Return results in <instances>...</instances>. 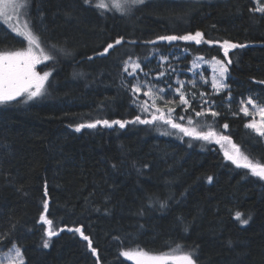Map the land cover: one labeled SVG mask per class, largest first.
<instances>
[{
    "label": "trees",
    "instance_id": "1",
    "mask_svg": "<svg viewBox=\"0 0 264 264\" xmlns=\"http://www.w3.org/2000/svg\"><path fill=\"white\" fill-rule=\"evenodd\" d=\"M254 7L252 0H148L134 16L122 18L101 16L82 0H32L33 27L55 59L37 67L41 73L51 72L42 100L0 106V247L7 251L15 241L26 264H96L97 257L77 233L60 232L43 247L47 237L37 221L46 198L47 215L57 230L82 227L98 250L100 264H131L119 255L121 250L139 247L163 254L177 244L184 251L195 250L199 264H264V181L225 160L220 145L191 141L189 147L176 136H161L158 128L168 130L164 125L74 131L79 123L138 114L121 85V61L129 55L143 60L153 46L130 45L128 40L201 31L210 41L246 45L229 54V88L208 96L220 115L214 122L210 115L202 119L228 135L254 162H264V139L245 128L251 117L233 115L249 95L264 104V84L258 83L264 81V15L250 12ZM2 28L0 51L26 47L10 27ZM120 37L121 45L97 55ZM215 45H185L192 53L172 61L181 71L170 79L186 82V90L197 98V110L199 92L213 91L211 79L204 69L208 84L196 78L193 88L189 69L199 54L222 59V49ZM154 47L171 50L166 43ZM156 61L142 64L144 71ZM157 197H171L168 207H149ZM237 211L242 218L251 217L247 225L234 219ZM12 225L11 237L4 238Z\"/></svg>",
    "mask_w": 264,
    "mask_h": 264
},
{
    "label": "snow or ice",
    "instance_id": "2",
    "mask_svg": "<svg viewBox=\"0 0 264 264\" xmlns=\"http://www.w3.org/2000/svg\"><path fill=\"white\" fill-rule=\"evenodd\" d=\"M82 2L88 7L95 8L101 16L106 17L108 14H112L128 18L134 16L136 11L142 8L148 0H82ZM31 6L32 0H0V19H2L3 24H8L11 32L26 42V47L21 49L0 51V106L10 105L13 102L29 105L40 101L47 95V86H50L49 77L51 72L43 71L41 73L37 70V65L52 61L55 57L45 49L40 34L33 27ZM249 11L253 14L264 15V4L259 3V0H257L256 6L250 8ZM14 17L16 23L13 25L11 21ZM21 17L24 21L22 25L20 24ZM0 30H3L2 24H0ZM123 42L124 38L120 37L114 43H108L103 51L97 53V55L109 54L111 49ZM176 42H183V45ZM127 43L130 45L143 43L153 46L149 48V54L143 60L138 56L134 59L129 55L126 60L121 61V85L126 91H129L132 102L138 109V114L133 119L109 120L105 118L79 123L75 126L74 131L79 133L84 128L95 129L97 126L108 129L118 126L120 129H125L129 124L157 128L159 125H164L167 126L168 130L158 128L161 136H176L182 142H187L189 147L192 146L191 141L216 143L221 146L225 160L230 161L236 168L246 169L251 176L264 181V162H254L249 155L241 151L240 146L233 143L228 135L218 133L214 129L213 123L208 122L207 119H202L210 115L214 122L215 118L220 115L214 109V102L208 99V96L212 94L220 95L229 88V85L225 83L229 74L228 66L232 64L229 54L232 50L244 48L246 45L228 40L222 42L210 41L201 31L182 35H160L154 40L147 41L131 39ZM161 43H166L171 50L165 53L161 48L154 47ZM214 43L218 44L219 48L223 50V58L213 56L211 61H207L203 54H199L193 59L189 69L193 77L199 75L200 81L203 84H208L204 72H198V69H200L202 63L210 62L213 66L211 76L213 91L212 93L199 92V110H197V106L193 103L197 98L186 90V82L178 78L175 80L170 79L173 74L181 71L179 64L174 65L172 61L178 62L192 53V49L185 45L194 44L199 48L202 44L211 47ZM58 51L64 55H71L70 52L64 49ZM88 59L91 60L93 57L90 56ZM152 59L157 60L156 66L161 69L154 78L151 76V69L144 71L142 67V64L150 63ZM75 75L83 76V73ZM142 77L145 79H142ZM188 83L193 88L197 87L195 79L189 80ZM258 83L264 84V81ZM141 95L145 99H141ZM177 96L179 97L178 101ZM189 96H191V99ZM231 100L232 96L229 93V107H231ZM247 105L251 106L252 111L249 110ZM178 107L181 108L179 113L176 111ZM241 113L244 117H252L249 122L245 123V128L252 130L256 136L264 139V104L249 95L246 100L241 99L239 112H234L233 115L238 116ZM256 117H259V119L257 120ZM181 121L186 123H181ZM223 127L227 130L229 125L224 124ZM184 137H189L190 140L184 141ZM225 145H228L227 149L224 148ZM113 167L116 166L113 165ZM212 179V177H208V182L211 183ZM44 196H48L47 186L45 187ZM169 199L171 197L163 200L157 197L154 201L150 200L148 206L152 207L153 204H158L162 209L167 208ZM42 204L43 211L40 213L37 223L44 226L42 231L44 236L47 237L43 240V247L47 249L52 238L58 236L60 232L66 230L77 233L81 240L87 242V247L92 256L97 257L96 264H100L98 250L93 247L92 240L84 233L82 227H59L57 230L54 220L47 215L49 212L48 199L45 198ZM139 214L142 215L143 212L141 211ZM234 219L241 225H247L251 217L242 218V213L237 211ZM178 220L183 223V218L178 217ZM14 230L15 225H12L11 229L3 234V237L10 238ZM228 244L231 246V241ZM0 253H2L0 264H26L23 251L15 241L12 242V246L7 251L0 247ZM119 255L128 261H132L133 264H199L195 250L184 251L183 246L180 244H177L170 252L163 254H152L137 247L134 250H121Z\"/></svg>",
    "mask_w": 264,
    "mask_h": 264
},
{
    "label": "rangeland",
    "instance_id": "3",
    "mask_svg": "<svg viewBox=\"0 0 264 264\" xmlns=\"http://www.w3.org/2000/svg\"><path fill=\"white\" fill-rule=\"evenodd\" d=\"M185 1L193 2V3H202V2H206V1H208V0H185ZM252 1H253L254 5L256 6V2H257V0H252ZM259 3L264 4V0H259ZM23 22H24V21H23V17H21V19H20V24L22 25ZM15 23H16V18L14 17L13 20L11 21V24L14 25ZM0 24H2V25L4 26V24H3V22H2V19H0ZM5 25H7L8 27H10L8 24H5ZM215 46L219 47L218 44L215 45ZM222 52H223V50H222ZM181 55H183V54H181ZM206 60H207V59H206ZM207 61H211V60H207ZM156 65H157V61L155 62L154 66H149V67H150L149 69L152 70L151 72H156V71H160V70H161V69L158 68ZM37 67H38V65H37ZM212 67H213V66H212V64H211L210 62H209V63H202L200 69H198V72H202L204 69H206V70L209 72L210 79H211V76H212ZM190 68H191V66H190ZM156 73H158V72H156ZM156 75H157V74L152 75V73H151L152 78H154ZM189 75H191L192 79H196V78L200 79V77H197V76L193 77L191 72H189ZM198 76H199V75H198ZM142 78H143V77H142ZM143 79H144V78H143ZM247 107L249 108L250 111H252V108H251L250 105H247ZM251 119H252V117L250 118V120H251ZM256 119L258 120L259 117H256ZM250 120H249V121H250ZM123 258H124V257H123ZM124 259H125V258H124ZM125 260H126V259H125ZM126 261H128V260H126ZM128 262L131 263V264H133L132 261H128Z\"/></svg>",
    "mask_w": 264,
    "mask_h": 264
}]
</instances>
